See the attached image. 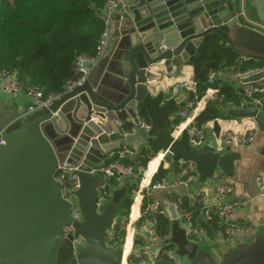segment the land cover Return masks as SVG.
Returning a JSON list of instances; mask_svg holds the SVG:
<instances>
[{"label":"water","instance_id":"water-1","mask_svg":"<svg viewBox=\"0 0 264 264\" xmlns=\"http://www.w3.org/2000/svg\"><path fill=\"white\" fill-rule=\"evenodd\" d=\"M244 9L264 25V0H246ZM242 17V0H133L110 25L116 59L121 72H126L124 88L115 96L105 97L85 81L33 111L27 105L0 100V264H121L122 246L108 249L105 235L117 223L118 205L128 184L113 191L97 212L95 200L102 177L90 170L104 165L107 153L122 146L135 151L140 146L162 150L173 176L180 160L194 164L200 183L234 176L233 162L239 157L229 147L217 149L211 143L195 147L187 129L178 137L171 134L167 121L184 97L152 94L156 76L150 71L164 61L178 75L202 42L217 38L216 54L224 60V69L240 59L253 60L257 71L241 83L264 82V52H242L230 36ZM140 111L155 130L153 138H145L141 131L124 136L112 119L113 114L124 113L137 127ZM232 115L255 122L264 156V102L259 108L247 105ZM63 163L78 168L73 194L81 223H72L70 205L61 199L53 178ZM176 197L175 192L168 197L169 241L189 264H264V229L248 240L238 236L231 246L215 247L218 261L205 242L187 241L176 220ZM69 224L74 234L63 238L61 229ZM79 240L82 244H72Z\"/></svg>","mask_w":264,"mask_h":264},{"label":"built area","instance_id":"built-area-1","mask_svg":"<svg viewBox=\"0 0 264 264\" xmlns=\"http://www.w3.org/2000/svg\"><path fill=\"white\" fill-rule=\"evenodd\" d=\"M127 0H105L98 19L103 23V31L100 34L94 54L91 56L81 55L76 57L74 62L75 72L78 79L69 83L63 93L58 95H46L34 89L24 90L20 82L16 78L14 70H0V90L8 95L17 96L24 93L29 99L28 111H33L40 107H47L54 100L58 99L62 94L69 92L75 86L81 85L86 81L87 76L93 68L106 56L107 46L110 39V25L115 16H120L128 9ZM241 63H236L233 67V76L237 78H246L255 73L252 69L240 71ZM157 79L175 78V69L169 65L165 75L154 72ZM213 73H209L207 83L213 84ZM194 82L191 80L175 81L171 85L174 93L187 94V90L191 89ZM216 91L212 92L213 100H220ZM243 94L249 102L241 103L237 108L238 111L244 109L247 105L259 108L264 102V82L248 84ZM255 95H261L256 98ZM185 96V95H184ZM188 98V95H186ZM186 102L183 110L179 112L181 122L187 118L189 112L194 110L196 102ZM232 106L231 104H229ZM234 108V107H233ZM180 122V123H181ZM179 123V124H180ZM118 128L121 129L122 122L117 120ZM178 124V125H179ZM178 125L174 128L177 129ZM141 131L145 138H153L151 135L152 126L138 119V126L125 133L124 136H134ZM173 131V132H174ZM173 132L171 134H173ZM3 131L0 130V145L2 141ZM191 137L196 141L203 140V133L200 130L192 128ZM254 135L251 130L244 133L231 134V140L234 145H248L253 141ZM108 164L95 167L90 170V174H98L102 177V182L97 187L98 196L95 200V208L100 212L104 205L110 199L111 193L124 186L125 183L135 187L132 189V200L139 197L137 215L132 222L130 216L122 217L118 220L114 228L105 235V246L108 249H116L120 245L122 251L127 240L128 229L131 230V240L129 250L127 252L125 264H189L185 256H179L176 252V246L169 241L168 232L163 233L161 230L162 219L170 220L168 206L170 204L168 197L171 193L177 194L174 202V211L178 226L184 231L187 241L192 243L205 242L209 247L210 243L214 246L229 245L231 246L234 237L243 236L248 240L250 236L258 230L264 229V224L258 227L249 225H239L231 222L228 218L232 213L243 207L246 201L240 199H229L233 195V185L229 181H205L198 182V175L195 172L194 164L185 160L178 162V173L172 175L170 164L162 165L163 170L167 171L165 177L152 182L153 175L147 184L143 185V173L146 167L133 163L131 166L123 164L121 161L125 158L133 159L135 151L129 146H122L117 150L107 153ZM161 161H164L162 158ZM81 166V165H80ZM157 167V169H158ZM77 167L63 163L59 164L54 172L53 178L58 185L59 195L61 199L70 205V217L72 223H81L82 215L78 207L77 199L73 194V190L78 187V178L74 174ZM156 169V170H157ZM113 179L116 185L106 191L107 181ZM218 182V183H217ZM199 184V185H198ZM255 184L258 194L264 196V176H257ZM135 185V186H134ZM199 186L197 189L193 187ZM202 186V187H201ZM205 186V187H204ZM193 188V189H190ZM160 193L161 198L157 199L155 194ZM229 199V200H228ZM117 230L115 231V227ZM63 238L72 236L74 228L72 224L63 226L61 229ZM122 235V242L119 237ZM73 245L82 244V241H73Z\"/></svg>","mask_w":264,"mask_h":264},{"label":"trees","instance_id":"trees-1","mask_svg":"<svg viewBox=\"0 0 264 264\" xmlns=\"http://www.w3.org/2000/svg\"><path fill=\"white\" fill-rule=\"evenodd\" d=\"M104 1L0 0V70H14L24 90L34 88L43 96L63 93L69 83L78 79V74L74 69L76 57L94 54L98 38L103 31V23L97 16ZM219 46L217 38L206 39L187 62L186 65L192 69V81L194 82L193 87L187 90V102L197 103L207 89L214 85V82L211 85L207 83V77L209 73L220 70L222 58L216 54ZM255 67L254 62L245 60L240 64L239 69L245 71ZM224 70L228 71L230 68ZM218 84L216 83L215 87ZM217 96L220 100L206 105L191 124L181 122L179 112L183 110L186 102L179 104L167 121V128L171 130V133L181 122L172 135L177 137L180 134L183 123L187 124L188 131L192 128L201 131L208 124H212L217 129V120L233 117L232 113L238 112L237 108L241 103L249 102L243 92L236 94L226 83L220 85ZM255 97L261 98L262 96L255 95ZM117 115L122 122L121 129L130 130L132 123L126 121L127 116L124 113ZM139 116L147 121L142 111ZM151 135H155L153 127ZM161 160L160 151L154 150L151 155L148 147H142L133 159L125 158L121 162L128 166L137 163L144 168L149 162L146 170H152V175L156 171L152 178V182H155L167 175L162 165L158 167ZM115 185L116 182L109 179L105 190L108 191ZM134 188L127 185L125 196L118 205V220L127 216L131 205V191ZM138 202L139 197H136L130 208V222L137 215ZM161 230L163 233L168 230L166 219L161 221ZM129 232L130 229H128L127 236ZM122 238L121 235L120 243Z\"/></svg>","mask_w":264,"mask_h":264},{"label":"crops","instance_id":"crops-1","mask_svg":"<svg viewBox=\"0 0 264 264\" xmlns=\"http://www.w3.org/2000/svg\"><path fill=\"white\" fill-rule=\"evenodd\" d=\"M133 0H127L126 4L129 7ZM243 1V17L240 21V24L236 27V29L230 32V36L235 40L236 47L250 55H257L260 52H264V25L258 22L256 19L248 16L247 11L244 9V4H246V0ZM116 56V57H115ZM117 53H116V42L113 39H109L107 46V54L106 56L93 68L90 74L87 76L86 81L90 83V85L94 88V90L101 91L102 95L105 97L115 96L119 90L124 88L125 83V73H122L118 64ZM246 59H240L238 63H243ZM254 62L253 60H251ZM224 60L221 61L220 70L213 73L214 76V85L207 89L206 93L200 101L196 104V109L194 110V114L189 123L193 121V119L205 108L206 105L214 102L212 97L213 91H218L220 85L223 83L228 84L233 91L238 94L243 92L248 84L241 83L243 78H237L233 76V68L230 70H224L222 67ZM256 65V63L254 62ZM169 64L164 65V61H160L155 67L150 71V73L154 74V72H158L162 75L166 74V68H168ZM251 69V68H250ZM257 66L252 70L257 71ZM176 74V73H175ZM124 76V77H123ZM181 80H191L192 81V69L189 65H182L180 67L178 75L175 78H168L166 75L163 78H156L155 88L152 91V94H156L157 92H162L163 95H171L173 98H176L182 95L185 99L187 98L183 92L182 93H174L171 89V85L175 81ZM219 83L216 87L215 84ZM262 83V82H259ZM217 94V93H216ZM185 95V96H184ZM0 100H3L5 104L9 105L11 103H16L19 107L28 106L30 101L24 93H20L17 96H11L3 93L0 90ZM184 102V101H183ZM7 108V107H6ZM178 106L176 107V109ZM147 118V117H146ZM112 119L114 124L118 127L117 120H119L117 114L112 115ZM140 120L143 122H147L149 124L148 119L144 121L140 117ZM121 121V120H120ZM126 121L131 122L127 117ZM96 122V121H95ZM216 127L214 128L212 124L206 125L203 128V140L198 141L199 146L202 147L207 143H211L215 148H225L229 147L234 154H237L239 159L234 161V176L232 178H220L217 180L218 182L229 181L233 185V195L229 199H240L246 201V204L236 209L232 215L229 216V220L231 222L237 223L239 225H249L252 227H258L264 224V196H260L257 191V187L255 184V178L257 176H264V156L260 154V150L262 147V138L260 133L258 132L257 125L250 118H236L231 117L228 119H222L216 121ZM133 128V125L131 129ZM108 129V127H107ZM130 129V130H131ZM130 130H122V132H129ZM251 130L253 132L254 138L253 141L248 145H234L231 138V134L233 133H244L245 131ZM174 131V130H173ZM175 132V131H174ZM179 136V135H178ZM196 145V144H195ZM142 148L141 146L138 150ZM135 151V154L138 152ZM151 155L152 151L150 150ZM171 164L169 161L166 162L160 161L159 164ZM149 163V162H148ZM147 163V164H148ZM216 181V180H214ZM217 182V183H218ZM199 185V184H198ZM199 186L193 187L197 189ZM202 187V186H201ZM205 187V186H204ZM190 188V189H193ZM200 188V187H199ZM156 198H161V194H155ZM228 199V200H229ZM133 203H131L129 207L128 214L130 216V208ZM138 210V207H137ZM168 234L170 238V226L172 220H168ZM215 248V247H214ZM177 252V251H176Z\"/></svg>","mask_w":264,"mask_h":264},{"label":"bare ground","instance_id":"bare-ground-1","mask_svg":"<svg viewBox=\"0 0 264 264\" xmlns=\"http://www.w3.org/2000/svg\"><path fill=\"white\" fill-rule=\"evenodd\" d=\"M196 109V107L194 108V110ZM194 110H192L191 112H189V114H188V116H187V118L186 119H184L182 122H190L191 121V119H192V112L194 111ZM192 123V122H191ZM190 123V124H191ZM184 129H187V131H188V128H187V124L186 123H183L182 125H181V131H180V133L184 130ZM189 132V134H190V131H188ZM155 136V135H154ZM191 136V135H190ZM178 137V136H177ZM192 138V137H191ZM192 140H194L193 138H192ZM129 147H131V146H129ZM132 148V147H131ZM133 149V148H132ZM158 151H160L161 152V156L163 157V151L162 150H158ZM151 177H152V170H146L144 173H143V185L144 184H147L148 182H149V180L151 179ZM170 228V227H169ZM130 240H131V230H130V232H129V235L127 236V240H126V243H125V246H124V248H123V251H122V261H121V264H125V261H126V256H127V252H128V250H129V246H130Z\"/></svg>","mask_w":264,"mask_h":264},{"label":"rangeland","instance_id":"rangeland-1","mask_svg":"<svg viewBox=\"0 0 264 264\" xmlns=\"http://www.w3.org/2000/svg\"><path fill=\"white\" fill-rule=\"evenodd\" d=\"M192 145L199 146V142L196 140H192ZM104 164H107V162H105ZM210 254L215 258V260L217 261L219 260V254L211 243H210Z\"/></svg>","mask_w":264,"mask_h":264}]
</instances>
